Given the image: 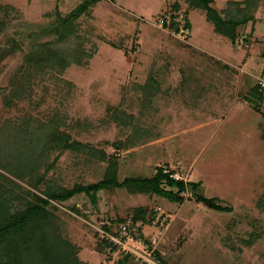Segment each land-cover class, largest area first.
<instances>
[{
	"label": "rangeland",
	"instance_id": "1",
	"mask_svg": "<svg viewBox=\"0 0 264 264\" xmlns=\"http://www.w3.org/2000/svg\"><path fill=\"white\" fill-rule=\"evenodd\" d=\"M84 1L0 0V198L13 203L48 187L96 183L111 157L119 181L165 167L231 209L198 202L191 191L177 200L112 187L96 192V203L85 192L52 200L46 233L72 244L80 264H149L118 260L99 231L137 207L153 216L161 207L165 225L139 226L146 239L157 238V264H264V114L250 102L257 84L264 93V0L249 9L254 19L238 27L236 43L185 0H99L75 21L74 34L58 40L60 17ZM235 3L246 6L213 0L221 12ZM169 13L189 22L187 39L157 25ZM37 43L69 64L28 62ZM148 76L152 86L144 87ZM109 107L132 122L112 120ZM49 126L106 156L37 142Z\"/></svg>",
	"mask_w": 264,
	"mask_h": 264
},
{
	"label": "trees",
	"instance_id": "2",
	"mask_svg": "<svg viewBox=\"0 0 264 264\" xmlns=\"http://www.w3.org/2000/svg\"><path fill=\"white\" fill-rule=\"evenodd\" d=\"M98 1L85 0L65 17H60L58 27L54 28L58 40L64 41L67 35L74 34L75 21ZM185 1L190 8H203L206 11L207 20L213 23L214 30L230 38L234 43L239 38L238 27L254 19L253 14L248 13L251 6L257 3L256 0H242L246 4L245 7H242L241 3H235L236 8L234 11L226 8L221 12L214 7L213 0ZM174 5L176 8H180L178 2H175ZM34 48L35 50L27 56L28 62L32 64L35 63L42 67L60 65L62 68L69 64L66 57L57 54V51L53 50L47 43H37ZM76 62L82 63L81 59H77ZM151 79L148 76L144 87L152 86ZM259 87L257 84L251 89L250 102L254 109L264 114L261 108V103L264 102V93L260 91ZM146 95L150 96V93L146 92ZM109 114L112 120L119 123L127 124L133 120L131 114L119 108L109 107ZM136 131H139V129H136ZM36 139L39 143L45 141L51 149L83 150L88 148L96 156H100L97 154L99 153L97 149L80 141L72 140L71 136L58 126H49V129L46 128V131H43V136H36ZM131 141L132 145L138 143L136 138L131 139ZM99 154L103 157L106 156L104 151ZM117 168V161L111 157L105 176L96 183L76 184L72 188L48 187V190L43 192L42 196L35 195L36 198H28L27 195L19 199L16 198L13 203L10 198L6 200L0 198V264H80L72 244L61 238V236L47 234L46 232L49 227L48 221L53 217V213L48 208L52 205L51 201H67L83 192L88 194L92 201L96 203L95 193L112 187H126L135 193L160 194L177 200H184L183 193L191 191L198 202H205L220 211L231 209L216 203V198H208L197 193L199 183L177 180L171 177L170 174L173 172H165V167L158 168L152 177H132L125 178L122 181L118 180ZM0 176L4 175L0 173ZM172 187H176L177 191L172 190ZM258 204L263 206L264 198L260 199ZM148 213V208L137 207L134 210L133 219L135 222H141L142 224L151 222L155 216H153V213ZM47 225L48 227H46ZM103 227L107 230L112 228L107 223Z\"/></svg>",
	"mask_w": 264,
	"mask_h": 264
},
{
	"label": "built area",
	"instance_id": "3",
	"mask_svg": "<svg viewBox=\"0 0 264 264\" xmlns=\"http://www.w3.org/2000/svg\"><path fill=\"white\" fill-rule=\"evenodd\" d=\"M164 24H168V31L170 32L172 30L171 33L179 39L185 40L191 33L190 26L184 16L178 15L177 13L166 14L164 18L159 20L157 25L162 27ZM165 172H169V170L165 169ZM170 175L177 180L187 181L177 173H171ZM157 211L153 222L157 221L156 223L165 225L169 220L168 216L165 215L161 207ZM108 225L112 227L111 230H107L102 226L99 233L101 238H103L102 240L109 245L110 253L114 257L116 254L118 256L121 255V258L118 260L130 257L132 260L135 259L136 261L149 264H157V261H155L158 252L157 238H151V240L146 239L139 231L140 222H135L133 217L130 216V218L122 220L118 224H115V226L111 223H108ZM144 255L147 256L144 258Z\"/></svg>",
	"mask_w": 264,
	"mask_h": 264
}]
</instances>
